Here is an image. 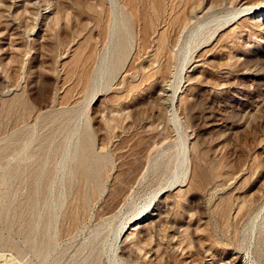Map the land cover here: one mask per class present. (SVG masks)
Here are the masks:
<instances>
[{"label": "rangeland", "instance_id": "374dc122", "mask_svg": "<svg viewBox=\"0 0 264 264\" xmlns=\"http://www.w3.org/2000/svg\"><path fill=\"white\" fill-rule=\"evenodd\" d=\"M263 2L0 0V264H264Z\"/></svg>", "mask_w": 264, "mask_h": 264}, {"label": "bare ground", "instance_id": "6f19581e", "mask_svg": "<svg viewBox=\"0 0 264 264\" xmlns=\"http://www.w3.org/2000/svg\"><path fill=\"white\" fill-rule=\"evenodd\" d=\"M252 11H254V13H256L257 15H262L264 17V2L258 6L253 7ZM121 21H122L121 26L122 27L124 26V28H126V26L123 23V17H121ZM116 28H117L116 20H115V17H113L112 22H111V33L109 34L110 37L108 41L106 42L104 53L101 59V64L96 71L95 77L93 78V80L95 79V81L101 78L103 74L105 73L107 69V61L110 58V56L114 54L115 58L117 59L119 58L118 53H120V50H121L120 47L122 46V42L124 39H123V34L120 33L119 30L116 31ZM205 29L206 27L203 24H196L190 27L186 35L187 42L184 45V47H182L185 52L189 50L192 43L196 42L197 44H199L205 40L206 33H207L206 32L207 29L206 30ZM163 91L166 92L167 89L163 88ZM85 133L87 134V130L85 131ZM88 138H89L88 140L89 143L87 144V146H84L81 140V133L80 131H78V128H75L74 130H72L67 135V137L64 139L62 157H61L58 167L56 168L59 169L60 171L66 170L69 175H73L74 170L71 171L69 168H67L66 164L69 160H75L76 161V171H81L85 173L86 175L90 176L93 181L96 182L98 181L99 173L101 170V165L104 162L105 156H98L93 152L91 137L89 136ZM47 159L48 158L45 157L44 159L38 162L36 169L38 170L39 174H41ZM184 160H185V154L183 151V144L182 142H179L178 149L176 150V153H175V164L176 165H175V168L173 169V173H175V171H177L183 165ZM60 205H61V202H60ZM133 207L134 206H132V208ZM144 215H145L144 213L141 214V212H139L137 213V215L133 217V221L131 223L133 224L131 228L132 231H130L129 233H126V235L132 234L135 232V230L141 229L139 228L141 226L139 224L144 220L145 218V217L143 218ZM129 225L127 222L125 223L124 226H122V229L124 230V232H126L127 229H129Z\"/></svg>", "mask_w": 264, "mask_h": 264}]
</instances>
